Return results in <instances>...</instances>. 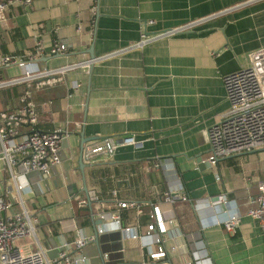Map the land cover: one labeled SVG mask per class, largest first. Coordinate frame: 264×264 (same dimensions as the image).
<instances>
[{
    "label": "crops",
    "instance_id": "0c3cea01",
    "mask_svg": "<svg viewBox=\"0 0 264 264\" xmlns=\"http://www.w3.org/2000/svg\"><path fill=\"white\" fill-rule=\"evenodd\" d=\"M250 1L33 0L28 7L14 6L5 13L0 22L1 56H23L40 41L45 51L40 68L92 62L53 84L29 90L39 116L35 129L62 127L70 134L59 166L48 176L26 175L30 191L21 199L37 225L35 238L19 244L30 250L40 247L52 260L65 244L83 237L90 241L81 255L90 264H101L98 253L106 264H142L147 258L142 244L149 241L142 235L157 207L164 221H173L164 234L166 248H178L170 252V264H193L191 252L203 247L213 264H264V233L247 216L258 194L257 182L264 178V156L254 152L219 160V184L207 161V131L229 107L223 78L245 67L249 52L264 47V0ZM210 16L214 17L184 34L102 59L138 41L141 32L152 34ZM53 41L64 44L67 52L49 56ZM91 47L94 61L87 53ZM19 74L16 67L1 69L0 82ZM30 87L1 88L0 113L15 109L22 91ZM83 128L85 137L98 138L93 142L123 135H133L137 142L135 147H119L109 160L84 163L88 192L104 200L98 199L102 207L92 205L94 214L87 225L77 210L88 206L76 204L85 197L78 168ZM91 170L105 172L103 184L87 175ZM178 186L189 197L186 204L159 200L164 191ZM7 191L13 193V183L0 162V197ZM221 192L227 195L225 203L217 202ZM15 195L12 212L20 209ZM208 199L214 202L204 204ZM118 202L134 203L142 213L137 215L135 207L118 209ZM101 211H118L121 224L135 227L142 238L131 239L111 220L101 221ZM234 214L240 215L234 234L216 225ZM95 231L98 247L92 243Z\"/></svg>",
    "mask_w": 264,
    "mask_h": 264
},
{
    "label": "built area",
    "instance_id": "2783aa9c",
    "mask_svg": "<svg viewBox=\"0 0 264 264\" xmlns=\"http://www.w3.org/2000/svg\"><path fill=\"white\" fill-rule=\"evenodd\" d=\"M257 0H251L248 3ZM33 0H0V22L4 19L5 13L14 6L28 7ZM245 3L244 5L248 4ZM92 17L96 14L92 9ZM214 16L200 18L176 26L164 31L147 34L140 33L139 40L122 48L116 52L102 57L110 58L118 56L131 50L141 49L153 42L184 34L205 24ZM93 23L90 22V24ZM150 21L149 24H152ZM81 30L77 26V32ZM67 52V47L53 41L47 54L51 57L61 56ZM42 43L37 41L33 50L23 56L0 55V70L16 67L20 74L7 81L0 82V89L19 85H35L40 88L47 84H53L57 78L75 70L79 66L88 67V63L70 64L57 68H40L38 61L44 56ZM226 100L229 104L228 110L222 119L212 125L207 131L209 142L208 164L213 168L214 179L220 183V175L217 171L219 160L237 155L249 154L264 151V47L247 54V65L238 71L223 78ZM39 120L34 99L29 91L21 98L17 108L0 113V162L4 166V171L8 179L13 183V193L5 192L0 197V264H76L75 258L81 256L82 249L90 239L78 237L72 243L63 246L58 256L52 260L46 258L44 251L38 247L34 250L26 248L18 242L24 238H35L37 218L24 206L21 194L30 191L26 175L29 173H39L48 176L53 168L61 164L59 151L61 142L70 134L68 130L57 127L52 131L42 132L35 129ZM121 146H137L133 135H123L120 137H106L97 141H92L84 145L83 162L93 164L99 160L111 159L116 150ZM154 167H158L155 164ZM258 194L251 202L253 206L248 208L247 216L256 220L260 229L264 233V178L257 182ZM17 193V203L20 209L10 211L13 203V194ZM16 196V195H15ZM92 205L102 204L98 202L94 194L89 193ZM217 202L225 203L227 195L221 192L217 197ZM165 204H186L189 197L184 192L183 187L178 186L176 190H166L159 198ZM214 199L204 202L211 205ZM78 207H87L88 201L85 197L79 198L76 202ZM195 208L198 204L194 205ZM136 208V214L142 211L134 203L118 202L117 208ZM153 222L147 225L143 238H148V242H143L142 247L146 252V260L142 264H170V252L177 251L178 248H166L164 234L166 227L173 224V221H164L157 207L153 208ZM98 218L111 220L116 228L120 229L131 239H141L135 233V227L123 226L121 216L118 211L113 213L99 212ZM240 215L234 214L225 220L216 221V225L222 226L228 233L234 234L239 227ZM138 225V220H136ZM154 233V235H153ZM84 257L80 261H84ZM193 264H213L210 254L206 248L193 250L191 252Z\"/></svg>",
    "mask_w": 264,
    "mask_h": 264
},
{
    "label": "water",
    "instance_id": "95a60500",
    "mask_svg": "<svg viewBox=\"0 0 264 264\" xmlns=\"http://www.w3.org/2000/svg\"><path fill=\"white\" fill-rule=\"evenodd\" d=\"M87 53L89 54V57H90V60L91 61H94L95 60V56L93 54V51H92V47L87 51ZM92 65V62L90 63L89 66ZM89 78H90V75H89ZM89 91H90V88H89V83H88V87H87V98H88V95H89ZM86 107L84 108V114H86ZM79 137H80V143H79V159H78V168L81 172V177H82V189H81V193H83V195L85 196V198L87 199L88 201V208L91 212V216L93 217V213H92V210H91V207H92V201L89 199V192H88V189H87V186H86V183H85V176H84V168H85V164L83 162V149H84V145L90 141H93V140H96L98 139L97 137H85V132H84V128L82 129V131L79 133ZM101 221H98L97 224H100ZM93 244H95L97 247H98V244H99V238H98V234H97V231H95V237H94V240L92 241ZM99 254V258H100V261H101V264H106L102 258V255L100 253ZM83 256H78L75 258L76 260V264H90L89 261H87L86 259H84V261H80V259L82 258Z\"/></svg>",
    "mask_w": 264,
    "mask_h": 264
},
{
    "label": "trees",
    "instance_id": "16d2710c",
    "mask_svg": "<svg viewBox=\"0 0 264 264\" xmlns=\"http://www.w3.org/2000/svg\"><path fill=\"white\" fill-rule=\"evenodd\" d=\"M22 86H24V85H21V86H18V87H22ZM32 88H35V85L33 84V85H31V87H30V89H28V91L29 90H32ZM27 92V88L26 89H24V91H22V93L20 94V100H21V98L25 95V93ZM20 100H19V104H20ZM19 104H18V106H19ZM17 106V107H18ZM16 107V108H17ZM7 111H10V110H7ZM4 112V111H3ZM88 167V166H87ZM87 175L89 176V177H92V178H94V179H98L99 180V183H101V184H103V181H105L106 179H105V172H98V171H96V170H94V171H92L91 170V173H88L87 172ZM102 181V182H101ZM98 199H99V201L100 202H103L104 200L101 198V196L99 195L98 196ZM93 214H94V212H92ZM90 215H91V212H90V210L88 209V208H82V209H79V210H77V217H80V218H82L83 219V222H82V224L83 225H87L88 223H89V221H90Z\"/></svg>",
    "mask_w": 264,
    "mask_h": 264
},
{
    "label": "rangeland",
    "instance_id": "374dc122",
    "mask_svg": "<svg viewBox=\"0 0 264 264\" xmlns=\"http://www.w3.org/2000/svg\"><path fill=\"white\" fill-rule=\"evenodd\" d=\"M63 142H64V140H62V142H61V150L59 151V157L61 158V152H62V145H63ZM262 154L263 156H264V151H261V152H259V153H257V154Z\"/></svg>",
    "mask_w": 264,
    "mask_h": 264
}]
</instances>
